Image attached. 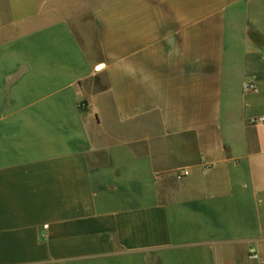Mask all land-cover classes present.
<instances>
[{
    "label": "crops",
    "instance_id": "obj_1",
    "mask_svg": "<svg viewBox=\"0 0 264 264\" xmlns=\"http://www.w3.org/2000/svg\"><path fill=\"white\" fill-rule=\"evenodd\" d=\"M0 264H264V0H0Z\"/></svg>",
    "mask_w": 264,
    "mask_h": 264
},
{
    "label": "built area",
    "instance_id": "obj_2",
    "mask_svg": "<svg viewBox=\"0 0 264 264\" xmlns=\"http://www.w3.org/2000/svg\"><path fill=\"white\" fill-rule=\"evenodd\" d=\"M245 89H246L247 91H251V90L255 89V84L252 83V82H248V83L246 84V86H245ZM186 173H187V170L183 169V170L181 171V176L186 175Z\"/></svg>",
    "mask_w": 264,
    "mask_h": 264
}]
</instances>
